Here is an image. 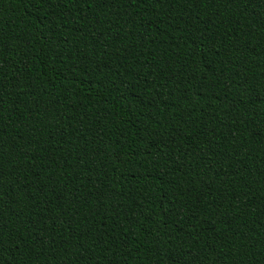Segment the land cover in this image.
<instances>
[{"label":"trees","instance_id":"trees-1","mask_svg":"<svg viewBox=\"0 0 264 264\" xmlns=\"http://www.w3.org/2000/svg\"><path fill=\"white\" fill-rule=\"evenodd\" d=\"M0 264H264V0H0Z\"/></svg>","mask_w":264,"mask_h":264}]
</instances>
